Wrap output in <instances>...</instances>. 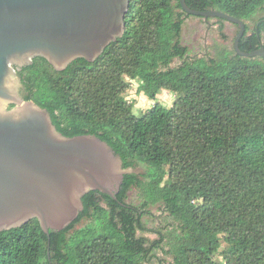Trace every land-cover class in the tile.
I'll list each match as a JSON object with an SVG mask.
<instances>
[{"label":"trees","instance_id":"obj_1","mask_svg":"<svg viewBox=\"0 0 264 264\" xmlns=\"http://www.w3.org/2000/svg\"><path fill=\"white\" fill-rule=\"evenodd\" d=\"M187 3L244 20L243 51L264 46V0ZM190 16L180 0H131L123 36L94 61L79 57L57 70L35 56L18 72L22 97L47 109L63 135H96L123 168L145 171L126 173L117 199L85 193L78 218L62 230L48 234L32 218L0 231V264H148L160 249L170 264H264V57L242 56L234 45L191 57L182 42ZM135 80L155 101L140 116L127 95ZM163 89L175 96L170 107L156 101ZM134 187L140 204L128 201ZM156 204L172 219L165 230L144 220Z\"/></svg>","mask_w":264,"mask_h":264},{"label":"water","instance_id":"obj_2","mask_svg":"<svg viewBox=\"0 0 264 264\" xmlns=\"http://www.w3.org/2000/svg\"><path fill=\"white\" fill-rule=\"evenodd\" d=\"M131 0H0V231L38 218L43 229L62 230L78 218L82 196L99 190L117 199L126 173L115 150L96 135L68 137L50 112L18 92L17 66L43 56L64 70L75 59L94 61L125 29ZM184 11L239 26L238 54L264 57V46L243 51L246 22L217 9ZM9 105H14L8 108ZM7 107V109H6Z\"/></svg>","mask_w":264,"mask_h":264},{"label":"rangeland","instance_id":"obj_3","mask_svg":"<svg viewBox=\"0 0 264 264\" xmlns=\"http://www.w3.org/2000/svg\"><path fill=\"white\" fill-rule=\"evenodd\" d=\"M247 23L250 27L249 33H251L255 22L253 20H248ZM220 24L224 25V33L226 37L223 36L219 30ZM237 31L238 26L233 22L226 20L221 22L216 17L205 19L200 16L192 15L188 17L184 23L182 42L189 47L191 57H201L206 55L217 57L221 51L232 49L237 36ZM179 63L180 60H176L173 65ZM138 84L139 82L137 80L133 81V87L127 95L129 100L135 104L134 113L140 116L151 108L155 101L150 99L144 93H139ZM22 88L23 86L20 85L18 92H20ZM174 97L175 96L172 92L163 89L157 96L156 101L161 102L166 107H170L173 104ZM128 195V201L133 204H140L144 199L143 191L137 187L132 188ZM150 211L152 214H148L144 218L148 227L154 230H165L172 219L163 211L162 206L160 204L152 205ZM86 224L87 221L83 220L77 227L83 228ZM139 234L143 233L140 232ZM144 235L151 240L159 238L158 232L155 231L146 232ZM165 249H167V247ZM171 261L172 258L165 252V250L160 249L157 251V258L148 264H170Z\"/></svg>","mask_w":264,"mask_h":264},{"label":"flooded vegetation","instance_id":"obj_4","mask_svg":"<svg viewBox=\"0 0 264 264\" xmlns=\"http://www.w3.org/2000/svg\"><path fill=\"white\" fill-rule=\"evenodd\" d=\"M24 66H25V65H23V66H20V67H19V66H17V67H16V68H17V73H18V72H19V71H20V70H21V69H22ZM18 76L20 77V75H19V74H18ZM20 79H21V77H20ZM21 82H22V79H21ZM21 85H22V84H21ZM22 86H23V85H22ZM19 93H20V92H19ZM20 95H21V93H20ZM21 96H22V95H21ZM10 106H11V105H9V106H8V108H11ZM6 109H7V107H6Z\"/></svg>","mask_w":264,"mask_h":264}]
</instances>
